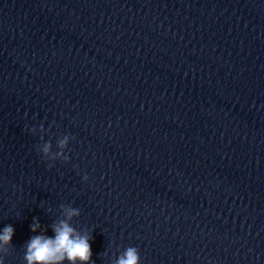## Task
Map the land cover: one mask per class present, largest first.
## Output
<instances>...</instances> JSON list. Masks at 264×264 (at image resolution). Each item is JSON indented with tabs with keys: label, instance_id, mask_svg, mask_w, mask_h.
<instances>
[{
	"label": "clouds",
	"instance_id": "9594fccd",
	"mask_svg": "<svg viewBox=\"0 0 264 264\" xmlns=\"http://www.w3.org/2000/svg\"><path fill=\"white\" fill-rule=\"evenodd\" d=\"M44 131L43 125L39 129ZM35 134L37 129L30 130ZM74 139L70 135H64L57 140L58 151H52L51 141H46L36 146L38 154L47 161L55 162L61 160L64 163L69 161L65 155V149L68 148L70 140ZM43 140V137H41ZM49 164V167H52ZM87 181L88 177H83ZM61 214L64 218L57 220L51 225L54 236L50 237L44 234L43 229L37 219L30 225L31 231L36 233L41 229V234L33 235L24 245L25 252L23 259L26 264H94L92 261V250L89 241L92 237L85 232L78 231L71 223L74 218L79 217L80 210L70 205H60ZM14 228L11 225L5 226L0 230V264H4L6 257L12 246ZM111 264H141L139 249L129 246L124 249L118 257L112 259Z\"/></svg>",
	"mask_w": 264,
	"mask_h": 264
}]
</instances>
